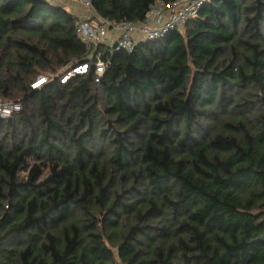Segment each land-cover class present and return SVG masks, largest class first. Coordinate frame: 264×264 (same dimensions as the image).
Here are the masks:
<instances>
[{
    "label": "trees",
    "instance_id": "1",
    "mask_svg": "<svg viewBox=\"0 0 264 264\" xmlns=\"http://www.w3.org/2000/svg\"><path fill=\"white\" fill-rule=\"evenodd\" d=\"M155 1L91 3L140 22ZM76 20L0 0V98H22L0 117V264H264V0H209L132 51L98 45V81L32 89L86 59Z\"/></svg>",
    "mask_w": 264,
    "mask_h": 264
},
{
    "label": "built area",
    "instance_id": "2",
    "mask_svg": "<svg viewBox=\"0 0 264 264\" xmlns=\"http://www.w3.org/2000/svg\"><path fill=\"white\" fill-rule=\"evenodd\" d=\"M84 3L89 10V17L76 20V33L87 51L83 62L60 70L57 74L38 73L30 82L32 89H37L57 78L60 83H67L77 75H84L93 66L94 80L98 81L104 74L106 64L102 59L98 45L107 46L110 52L117 50L132 51L136 44L148 40H158L168 31L181 28L183 23L194 18L203 3L209 0H173L165 3L157 0L150 5L145 18L140 22H114L101 16L92 6L91 0H77ZM111 31V32H110ZM115 35L107 43L110 33ZM111 34V35H112ZM21 97L0 98V117L8 118L22 107Z\"/></svg>",
    "mask_w": 264,
    "mask_h": 264
},
{
    "label": "crops",
    "instance_id": "3",
    "mask_svg": "<svg viewBox=\"0 0 264 264\" xmlns=\"http://www.w3.org/2000/svg\"><path fill=\"white\" fill-rule=\"evenodd\" d=\"M47 1H49L52 4L65 7L66 9H68L71 13H73L77 17V20L83 19L84 17L85 18L89 17V14H88L87 10L84 9V7L82 6V4H79L78 2H74L75 3L74 4L73 3V0H67V2L66 1L63 2V0H47ZM111 34L112 33H110V35ZM107 40H110V38L108 37ZM46 74H48V73H46Z\"/></svg>",
    "mask_w": 264,
    "mask_h": 264
},
{
    "label": "rangeland",
    "instance_id": "4",
    "mask_svg": "<svg viewBox=\"0 0 264 264\" xmlns=\"http://www.w3.org/2000/svg\"><path fill=\"white\" fill-rule=\"evenodd\" d=\"M67 2V0H63V2ZM74 2H78L79 4H82V6L84 7V9H86L87 10V12H88V14H89V10H88V8L86 7V5L84 4V3H81V2H79V1H77V0H73V3ZM75 4V3H74ZM82 17V16H81ZM85 18V17H84ZM113 35H115L114 33L112 34V35H110L111 36V38L110 39H113L114 38V36ZM107 42L108 43H110V42H112L111 40H107ZM60 70H62L61 68L59 69V71ZM26 160H27V164H26V166H24L23 168H21L20 170H19V176H25L26 174H27V172H28V169L30 168V166L32 165V164H34L35 162H38L37 161V159H36V155H28L27 157H26ZM41 169H42V175L40 176V178H43V177H45L46 175H47V173H48V171H49V167H48V165H41Z\"/></svg>",
    "mask_w": 264,
    "mask_h": 264
},
{
    "label": "water",
    "instance_id": "5",
    "mask_svg": "<svg viewBox=\"0 0 264 264\" xmlns=\"http://www.w3.org/2000/svg\"><path fill=\"white\" fill-rule=\"evenodd\" d=\"M259 239L264 240V235L260 236Z\"/></svg>",
    "mask_w": 264,
    "mask_h": 264
}]
</instances>
